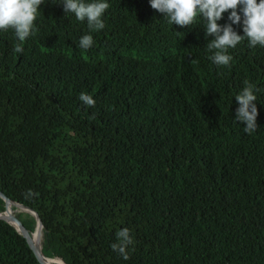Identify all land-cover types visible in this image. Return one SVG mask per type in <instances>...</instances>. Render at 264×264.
<instances>
[{
  "label": "trees",
  "instance_id": "trees-1",
  "mask_svg": "<svg viewBox=\"0 0 264 264\" xmlns=\"http://www.w3.org/2000/svg\"><path fill=\"white\" fill-rule=\"evenodd\" d=\"M106 2L90 32L44 0L22 54L0 31V192L36 212L52 264H264V47L245 39L217 66L202 18L181 28L149 0ZM245 81L252 134L235 121ZM11 208L32 234L35 217ZM125 227L127 260L111 247ZM0 264H40L1 217Z\"/></svg>",
  "mask_w": 264,
  "mask_h": 264
},
{
  "label": "clouds",
  "instance_id": "clouds-1",
  "mask_svg": "<svg viewBox=\"0 0 264 264\" xmlns=\"http://www.w3.org/2000/svg\"><path fill=\"white\" fill-rule=\"evenodd\" d=\"M152 9L167 18L168 23L181 28L189 27L202 18L205 22V36L212 37L207 43L212 53L210 59L217 66H230L233 60L229 54L243 40L247 39L249 46L264 47V0H149ZM44 0H0V31H14L17 43L15 53H23L24 42L36 34V20ZM65 13H73L77 20L87 21L90 32L102 30L105 27L103 15L110 5L106 0H62ZM228 12V23H218ZM242 23L244 35L234 30L233 25ZM94 44L93 36L83 35L79 47L87 50ZM245 86L235 96L238 103L235 121L243 122L247 134L258 129V109L256 86L245 81ZM79 100L88 107H94L96 101L91 95L81 93ZM94 118V116H93ZM27 195H31L29 192ZM117 242L111 245L123 259H129L128 249L133 239L128 228L116 233Z\"/></svg>",
  "mask_w": 264,
  "mask_h": 264
},
{
  "label": "water",
  "instance_id": "water-1",
  "mask_svg": "<svg viewBox=\"0 0 264 264\" xmlns=\"http://www.w3.org/2000/svg\"><path fill=\"white\" fill-rule=\"evenodd\" d=\"M0 196L2 197V200H3L4 206H5V210H6V203H7V201H8L11 205H15L16 207H20L21 210H23V211H25V212H29L30 214H32V215L35 217L37 224L39 223V226H40V238H41V221H40L39 217L37 216L36 212H35L33 209L29 208V207L23 206V205H21V204L15 202V201H12V200L6 198L1 192H0ZM9 216H10L11 221L8 220V219H6V218H3V217H1V218L5 219V220L8 221L10 224H12V225H13L18 231H19V229L17 228V225H20V226L23 227L24 231H21V233H22V234L24 235V237L26 238V240H27V242H28V244H29V247H30L31 250H32L33 256L35 257V259H36L40 264H45V263L41 262V261L37 258V256L35 255V252H34V249H33V246H32V234H33V233L30 234V233L27 231V229L24 228V226H23L21 220L17 217V215L15 214V212H14L12 209H10V211H9ZM37 224H36V225H37ZM51 259H59V258H51ZM60 260H61V259H60ZM61 261H62V260H61ZM54 264H59V263H54ZM62 264H65V263L62 261Z\"/></svg>",
  "mask_w": 264,
  "mask_h": 264
},
{
  "label": "bare ground",
  "instance_id": "bare-ground-1",
  "mask_svg": "<svg viewBox=\"0 0 264 264\" xmlns=\"http://www.w3.org/2000/svg\"><path fill=\"white\" fill-rule=\"evenodd\" d=\"M7 217H8V213H7ZM8 220L11 221V219L9 217H8ZM17 228L19 229V231H24V229H22L18 225H17ZM32 246H33V249L36 252L38 258L41 261L45 262L46 264H52L49 261V259H47L45 256H43V254L41 253V249H40V226H39V223L36 225L35 231L32 234Z\"/></svg>",
  "mask_w": 264,
  "mask_h": 264
},
{
  "label": "rangeland",
  "instance_id": "rangeland-1",
  "mask_svg": "<svg viewBox=\"0 0 264 264\" xmlns=\"http://www.w3.org/2000/svg\"><path fill=\"white\" fill-rule=\"evenodd\" d=\"M15 206V205H14ZM16 207V206H15ZM8 208H9V210H4V212L3 213H0V217H3V218H6V219H8V217L10 218V216H9V211H10V209H12L11 208V204L8 202ZM16 209L18 210V211H23V210H21L20 209V207H16ZM6 211V212H5ZM7 213H8V217H7Z\"/></svg>",
  "mask_w": 264,
  "mask_h": 264
}]
</instances>
